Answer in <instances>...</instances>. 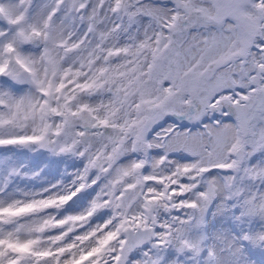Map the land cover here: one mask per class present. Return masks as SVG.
Returning a JSON list of instances; mask_svg holds the SVG:
<instances>
[{"label":"snow or ice","instance_id":"1","mask_svg":"<svg viewBox=\"0 0 264 264\" xmlns=\"http://www.w3.org/2000/svg\"><path fill=\"white\" fill-rule=\"evenodd\" d=\"M0 264H264V0H0Z\"/></svg>","mask_w":264,"mask_h":264}]
</instances>
